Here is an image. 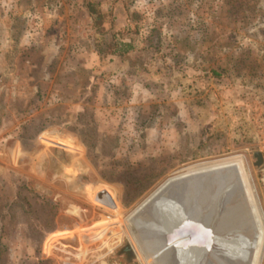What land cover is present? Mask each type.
Segmentation results:
<instances>
[{
	"label": "rangeland",
	"instance_id": "1",
	"mask_svg": "<svg viewBox=\"0 0 264 264\" xmlns=\"http://www.w3.org/2000/svg\"><path fill=\"white\" fill-rule=\"evenodd\" d=\"M80 2L83 45L135 39L150 79L141 92L97 66L93 87L96 67L35 71L38 55L4 51L0 33V264H148L126 219L169 177L222 159L243 160L264 214V0ZM154 121L165 142H136Z\"/></svg>",
	"mask_w": 264,
	"mask_h": 264
},
{
	"label": "bare ground",
	"instance_id": "2",
	"mask_svg": "<svg viewBox=\"0 0 264 264\" xmlns=\"http://www.w3.org/2000/svg\"><path fill=\"white\" fill-rule=\"evenodd\" d=\"M219 215L224 216L220 224L215 221ZM201 217L207 221L202 222ZM176 218L190 219L186 225L197 230L198 236L206 235L205 245L201 246L199 238L187 247L185 241L170 242L179 225H173ZM126 220L130 236L148 264H262L264 258V214L241 158L180 171ZM209 222L213 230H209ZM182 243L186 244L179 245Z\"/></svg>",
	"mask_w": 264,
	"mask_h": 264
},
{
	"label": "crops",
	"instance_id": "3",
	"mask_svg": "<svg viewBox=\"0 0 264 264\" xmlns=\"http://www.w3.org/2000/svg\"><path fill=\"white\" fill-rule=\"evenodd\" d=\"M81 0H9V5L3 7L5 13L3 22H0L1 34L3 35L2 47L4 51L9 49H27L30 54L38 55L37 62L32 65L33 70L39 71L49 68L50 63H58L61 66H69L70 71L74 65L80 64L84 67L95 68L101 71H107L104 76L112 75L116 81H122L129 76L134 77L132 84L139 88H146L148 74V61L146 58H133V50L126 54L113 55L108 61L102 57L100 51H95L90 46H85L86 40L89 39V22L85 18L87 7L82 5ZM84 6V7H83ZM73 12H76L74 14ZM84 15V17H83ZM77 17V20L75 18ZM82 16V17H81ZM13 55L12 53H10ZM142 65H139V64ZM48 64V65H47ZM68 67V69H69ZM96 67L93 74L89 77V85L93 87L95 83L103 84L104 80L97 76L98 68ZM40 68V70H41ZM47 68V69H48ZM56 77L55 72L52 71ZM94 74H96L94 76ZM51 78V74L49 75ZM130 78V77H129ZM90 88V87H89ZM88 87L86 89L89 90ZM140 96L139 92H136ZM155 119V118H154ZM161 121L153 122L152 125L147 124L142 130H138L137 136H147L160 139L165 142V132L160 125ZM134 124V123H133ZM138 128L143 126L136 122ZM127 138L120 134V144H123ZM157 140V141H158ZM144 141L143 139L141 140ZM156 141V142H157ZM146 146L147 151L159 149ZM155 144V143H151ZM145 148V146H144ZM152 149V150H151ZM139 150V149H138ZM145 150L140 153H143Z\"/></svg>",
	"mask_w": 264,
	"mask_h": 264
},
{
	"label": "water",
	"instance_id": "4",
	"mask_svg": "<svg viewBox=\"0 0 264 264\" xmlns=\"http://www.w3.org/2000/svg\"><path fill=\"white\" fill-rule=\"evenodd\" d=\"M255 156H256V158L258 159V162H257V166H261V164H262V162H263V157H262V154L260 153V152H257V153H255ZM263 172H264V169H263ZM209 203H206V205H208ZM215 209V208H214ZM160 216V215H159ZM220 216V215H219ZM215 217L216 219H215V221H217L218 222V224H220V222H221V219H223L224 218V216H220V217ZM160 219V218H159ZM175 220V219H174ZM198 220V219H197ZM201 221L202 222H204V221H207L204 217H201ZM178 223L179 225H178V228L177 229H175L174 230V232H173V234L171 235V239H170V242H171V240H178V242L179 241H185V242H187L188 244L186 245V247L187 246H189L191 243H192V240H198V238L199 239H201L200 240V243H201V246H204L205 245V242H206V235H204V233H202L201 234V236H198L197 235V230H192L191 229V227L190 226H187L186 224L187 223H189L190 222V219H179V218H176V220L174 221V223H173V225L175 224V223ZM176 223V224H177ZM210 223V222H209ZM190 224V223H189ZM172 225V226H173ZM216 226V225H215ZM213 223H210V228H209V230L210 229H212L213 230ZM219 227V226H218ZM217 227V228H218ZM170 231V230H169ZM219 231H216V233H218ZM199 243V244H200ZM184 244H186V243H182V244H179V245H184ZM185 247V248H186ZM205 248H203V250H204ZM216 249H219V248H216Z\"/></svg>",
	"mask_w": 264,
	"mask_h": 264
},
{
	"label": "trees",
	"instance_id": "5",
	"mask_svg": "<svg viewBox=\"0 0 264 264\" xmlns=\"http://www.w3.org/2000/svg\"><path fill=\"white\" fill-rule=\"evenodd\" d=\"M95 11L96 10L94 9V7L91 6L90 12L94 13ZM119 36L120 35L118 34V37ZM134 41H135V39H133V40L130 39L128 41H125L121 37H119L118 39L115 38L114 42H112L111 46H110V49H112V50H109V51L107 50L106 52H103L102 50H100V53H101L103 58L112 57L113 55H121V56H123V54H126L129 51L134 49V47H135Z\"/></svg>",
	"mask_w": 264,
	"mask_h": 264
},
{
	"label": "built area",
	"instance_id": "6",
	"mask_svg": "<svg viewBox=\"0 0 264 264\" xmlns=\"http://www.w3.org/2000/svg\"><path fill=\"white\" fill-rule=\"evenodd\" d=\"M0 5L3 6L4 8L7 7L9 5V0H0ZM3 87H5V85H2L0 88ZM6 91H9V89H7Z\"/></svg>",
	"mask_w": 264,
	"mask_h": 264
}]
</instances>
